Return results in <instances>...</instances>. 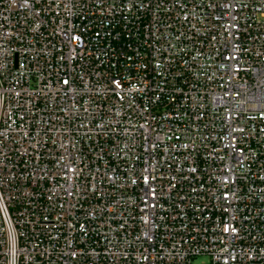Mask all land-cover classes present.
I'll use <instances>...</instances> for the list:
<instances>
[{"label":"built area","instance_id":"1","mask_svg":"<svg viewBox=\"0 0 264 264\" xmlns=\"http://www.w3.org/2000/svg\"><path fill=\"white\" fill-rule=\"evenodd\" d=\"M264 264V0H0V264Z\"/></svg>","mask_w":264,"mask_h":264},{"label":"rangeland","instance_id":"2","mask_svg":"<svg viewBox=\"0 0 264 264\" xmlns=\"http://www.w3.org/2000/svg\"><path fill=\"white\" fill-rule=\"evenodd\" d=\"M192 264H211V257L208 255H200L192 260Z\"/></svg>","mask_w":264,"mask_h":264}]
</instances>
